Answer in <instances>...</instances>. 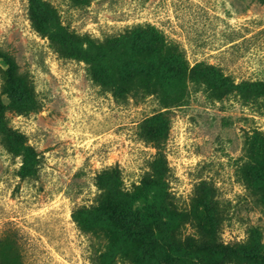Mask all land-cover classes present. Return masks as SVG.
<instances>
[{
    "label": "rangeland",
    "instance_id": "1",
    "mask_svg": "<svg viewBox=\"0 0 264 264\" xmlns=\"http://www.w3.org/2000/svg\"><path fill=\"white\" fill-rule=\"evenodd\" d=\"M102 253L264 264V0H0V264Z\"/></svg>",
    "mask_w": 264,
    "mask_h": 264
},
{
    "label": "trees",
    "instance_id": "2",
    "mask_svg": "<svg viewBox=\"0 0 264 264\" xmlns=\"http://www.w3.org/2000/svg\"><path fill=\"white\" fill-rule=\"evenodd\" d=\"M201 65L198 64L196 66V68H199ZM205 70H209V66H206L204 68ZM15 84H16V78H15V74H14V67L13 64L10 63V68L8 71V86L9 88H11V91H13L15 89ZM252 86H257V83H253L251 84ZM167 162L164 160L163 164L160 166V171L163 177H165L166 172L168 170L167 168ZM111 199L109 198V196L106 194L104 196V200L101 203V207L102 210L104 212V216L106 217V219L113 224V226H116L119 229H124V230H133V227L135 226V214L133 212V210H128V209H123V208H119V210H117L116 208L113 209L111 208ZM112 209V210H111ZM79 223H85V221L83 222V220H78ZM107 254L106 253H102L100 254V264H110V262L107 261Z\"/></svg>",
    "mask_w": 264,
    "mask_h": 264
}]
</instances>
